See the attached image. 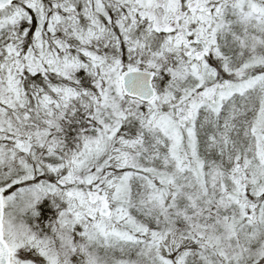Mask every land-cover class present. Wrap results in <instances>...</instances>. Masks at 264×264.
I'll list each match as a JSON object with an SVG mask.
<instances>
[{"label": "snow or ice", "instance_id": "6c2138e0", "mask_svg": "<svg viewBox=\"0 0 264 264\" xmlns=\"http://www.w3.org/2000/svg\"><path fill=\"white\" fill-rule=\"evenodd\" d=\"M0 264H264V0H0Z\"/></svg>", "mask_w": 264, "mask_h": 264}]
</instances>
